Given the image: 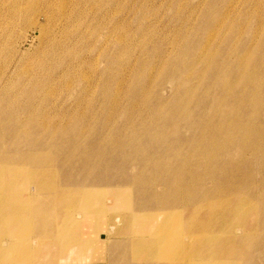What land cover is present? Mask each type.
Segmentation results:
<instances>
[{"label":"bare ground","instance_id":"1","mask_svg":"<svg viewBox=\"0 0 264 264\" xmlns=\"http://www.w3.org/2000/svg\"><path fill=\"white\" fill-rule=\"evenodd\" d=\"M21 2H1L0 15L46 16L36 14L38 4L24 11ZM224 4L225 13L191 56L192 45L179 35L171 41L174 58L168 56L166 64L156 61L157 69L166 71V80L175 87L168 100L175 107L170 110L158 88H150V71L143 63L132 80L120 74L123 71L112 70L109 75L106 69L99 88L94 85L98 90L88 93L89 98L78 97L75 109L90 104L88 110L103 119L102 129L91 123L93 119L85 120L69 136L79 111L70 117L53 110L46 115L44 110L36 111L34 99L16 111L9 103L12 92L70 90L71 83L64 82L62 75L43 80L40 89L18 85L16 91L13 80L0 79V264L101 261L115 232L118 238L129 236V249L143 259L153 255L167 264L247 260V247L254 245L257 229L252 221L264 217V0ZM54 38L42 40L44 51L52 49L50 56L63 57V46ZM44 97L49 106L53 98ZM123 117H128L127 123L118 124ZM184 130L190 135L182 142ZM30 134L42 137L45 147L29 151L15 147L14 138ZM62 163L101 176L92 185L67 179L62 184L58 178ZM116 170L125 171L119 181L111 177ZM129 170L134 171L131 176ZM99 186L104 191H98Z\"/></svg>","mask_w":264,"mask_h":264},{"label":"rangeland","instance_id":"2","mask_svg":"<svg viewBox=\"0 0 264 264\" xmlns=\"http://www.w3.org/2000/svg\"><path fill=\"white\" fill-rule=\"evenodd\" d=\"M3 1L6 3L7 0H0V3H3ZM51 1L52 0H22L21 5L19 6L24 11H28L30 9H33L35 5L38 4V13L36 14H39L40 12L44 13L47 16H45L44 18L39 19L36 18L37 16H32L29 19L26 16L20 18L14 17L10 14H4V16L0 15V37H3L0 44V70H2L0 71V79L1 81L6 78H10L11 80H13L15 86L14 89L16 91V89L18 90V85H21L23 88L24 86L25 88H38L40 87L38 85H40L43 80L45 81L52 76V78H56L58 80L59 76L62 75L61 77L63 78L64 82L67 81L68 83H71L69 85L70 90L72 91L60 88H49L43 90L44 93H36L37 95H33L31 92H26L22 95H19V92L18 94H14V92H12L11 96H14L15 98L9 97V103L11 104V107H13V110L16 111L20 109V107L22 108L29 106L30 102L34 103L35 100L34 104H38L36 105V108H38L36 109V111L42 113L44 110V113L46 115L48 112H51L53 110L52 112L56 114H58L59 112L61 116L65 114L67 117H70L72 114H75L74 112L79 111V113L77 112L79 116L77 115L78 118L75 119L77 122V126L71 128V131L68 134L69 136H72L75 130L80 129L79 126H81L85 120L86 122H91V120L93 119L94 121L92 120L91 123L94 122L97 125L99 131L102 129L103 119L98 115V113L89 111L92 108L90 104L88 105L87 103H83L79 110L75 109L77 107L76 99H78V97L79 99L89 98V94L91 95L92 92L95 93V90H98L99 86L101 85L99 77H101V73L103 72V70L108 69L109 75L112 70L116 72V74L119 71H123L120 74H125L129 79L132 80L134 76L133 73L136 72L137 74L138 66L143 63V66L146 65L149 69L148 71H150L151 79H149V84L152 91L156 87L158 88L159 97H162V101L170 100L174 94V89H172L174 86L170 84L168 80H166V71L161 70V72L157 69L158 64L156 61L161 60L160 63L162 62L166 64V59L169 58L170 60L171 58L172 60L174 58L170 54L175 50V47L171 41H173L174 38L178 37L179 35L182 36V40H184L186 37L188 43L192 45L190 46V51L188 53V56H191L193 54L194 47L204 42L207 33L209 34L211 30H213L215 26L214 23L225 13L224 3L227 2V0H53V4V1ZM210 5L213 6L209 7ZM86 8H88L89 10ZM49 9L52 11H49ZM114 27H116V30L114 29ZM40 31L42 32V35L39 34ZM115 32H117V34ZM50 38L56 39V42L60 40L58 42H60L59 44H61L63 46L61 47L64 49V54L63 52L61 53V56L63 57H60V55L59 58L57 56H50L53 52L52 49H47L44 51L47 46L42 42V40L49 41ZM71 38L73 43L77 44H75L76 47L71 42ZM85 39L89 44L85 41ZM64 40H66V42ZM78 40L79 42H76ZM113 40H115V42ZM142 40H145L143 41L144 43L142 42ZM109 43L110 45L112 44L111 47ZM68 44H70V46H68ZM72 45L74 48L72 47ZM170 47L173 48V50H171ZM128 50L129 52L131 50V52L129 53ZM75 52H78V54ZM89 52L91 53L89 54ZM65 53H67V55ZM80 53L82 54L80 55ZM75 54H77L76 57L74 56ZM175 54L176 53H174V56ZM64 56H66V58ZM155 56L158 57L154 59ZM126 57L128 58L126 59ZM119 58L120 62H118ZM121 60L124 62H122ZM18 63L20 65H17ZM67 64L69 65V67ZM122 64L124 66H122ZM16 65L19 67L18 69H16ZM54 65L55 68L53 69ZM6 67L9 70H7ZM77 68H79V70ZM64 71H66V74L64 73ZM3 72L6 74H4ZM45 72L47 73V75ZM70 73H72L71 76L69 75ZM2 74H4L3 77L1 76ZM48 74H50V77ZM44 75L46 77H43ZM66 75L68 79L66 78ZM157 75L160 76L158 77ZM70 79L72 80L69 81ZM73 80H75L74 84ZM87 80L90 81L88 82ZM66 83H64V85H66ZM87 84L90 86V88ZM96 84L98 85V88H94V85ZM21 86L19 88H22ZM185 89H187V87ZM46 91H50L51 93H47ZM43 94L44 96L46 95L53 98V100L50 99L51 105L49 104V106H46L47 101H45L46 97H44ZM23 96H25L26 98L24 99L25 102L21 100ZM92 97L93 95L91 96V99H93ZM18 100L20 102H18ZM98 101L100 103H97V108L101 110V99H98ZM21 102H23L24 104ZM166 104L168 105L166 108L168 110L175 107V104L172 102L168 101ZM81 113L86 114L80 115ZM46 115L43 116L45 117ZM91 116L95 117L91 118ZM127 119L128 117H123L118 124H126ZM184 133L185 134L181 135L182 142H184L185 139H189L190 135L189 133L186 134L185 130ZM4 135L6 136V134ZM186 135L188 136V138ZM37 136L38 135L36 134H30L29 136H20L18 139L14 138L16 143L15 147H19L20 150L23 151L44 148L45 144H43L44 142H42L41 140L42 137L40 138V136H38L37 140H33ZM35 144L37 145L35 146ZM63 165L65 164L62 163V168H59L60 174L58 175L60 181H63L62 184H65L66 182H64V180L67 179V181L72 183L84 182L87 185H92L91 181L101 176V173L96 171L92 172L91 175L87 172L77 170L79 167H76L72 164H68L66 167ZM123 172L125 171L116 170L115 172H112L111 177L116 178L115 181H119L117 179L123 177ZM126 172L130 176L134 173V171L131 170ZM87 175L89 177L91 175V177L89 178ZM84 176L87 177L85 178ZM81 178H85L86 181ZM99 187L100 189L98 191H104L101 186ZM257 206L258 208L260 207L258 203ZM252 222L254 223V225H257V229L255 232L256 234L254 236V245L252 247H247V252L250 251L248 254L249 257L246 261H244L246 257L245 259L243 258L240 262H238L239 264H264V239H261L264 237V217L255 219ZM119 234L121 235L122 233ZM116 235V232L115 234L112 233V236H114L115 238L111 237L110 239H108L110 244L108 245L109 247L106 251L105 258L101 261H89V264H103L104 261L105 264H136V262L137 264H167V261L158 260V258H155L153 255L151 257L148 256L150 258L146 256V258L143 259L141 255H138L134 250L129 249L131 248L128 244V240H130L129 236H127V238H118L116 237ZM185 237L186 235L184 232V238ZM140 256L142 258H140L139 261L138 257ZM144 260L146 262H144Z\"/></svg>","mask_w":264,"mask_h":264}]
</instances>
